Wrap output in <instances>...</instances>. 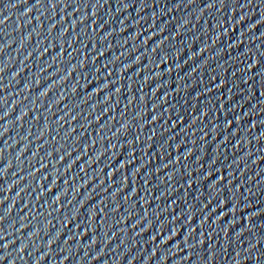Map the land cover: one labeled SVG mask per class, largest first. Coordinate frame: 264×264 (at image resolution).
Returning a JSON list of instances; mask_svg holds the SVG:
<instances>
[{
    "label": "water",
    "instance_id": "water-1",
    "mask_svg": "<svg viewBox=\"0 0 264 264\" xmlns=\"http://www.w3.org/2000/svg\"><path fill=\"white\" fill-rule=\"evenodd\" d=\"M0 20V264H264V0H0Z\"/></svg>",
    "mask_w": 264,
    "mask_h": 264
},
{
    "label": "snow or ice",
    "instance_id": "snow-or-ice-1",
    "mask_svg": "<svg viewBox=\"0 0 264 264\" xmlns=\"http://www.w3.org/2000/svg\"><path fill=\"white\" fill-rule=\"evenodd\" d=\"M189 2L190 3H192V2H194V0H189ZM37 3H40V0H37ZM56 5L55 4H52V7H55ZM65 6H67V5H65ZM124 7H128V5L127 4H125L124 5ZM175 7H179V4H177V5H175ZM206 7L207 8H212V7H214V4H212V3H209V4H207L206 5ZM93 15H95V13H93ZM4 19H7V16H4ZM3 21L2 20H0V23H2ZM185 23H187V21H185ZM53 27H54V25H53ZM137 35H138V33H137ZM160 44L162 45L163 44V41H160ZM159 46V45H158ZM156 48H153L152 49V51L153 52H156ZM41 55H42V53H41ZM98 55H103V53H98ZM117 59H118V57H117ZM139 57H137L136 58V61L135 62H138L139 61ZM170 58L168 57V54H167V52H165L164 53V56L161 58V60H160V63L161 64H163V63H165L167 60H169ZM256 64L258 65L259 64V60H257L256 61ZM132 65L131 64H129V65H126L125 67H131ZM73 67H75V66H73ZM177 67H181V65H177ZM167 71H169V72H171L172 71V69L171 68H168L167 69ZM241 71H246V69H242ZM260 73L261 74H264V68H262L261 70H260ZM157 75H163V73L161 72V73H157ZM148 79V77H145V80H147ZM213 79H215V77H213ZM249 79H251V77H249ZM227 84V81H221V85L220 86H223V85H226ZM109 85L108 84H104L103 85V87H105V88H107ZM75 88H73V92H75ZM206 91H208V89H205ZM97 91H99V89H97ZM120 91V89L119 88H117L116 89V92H119ZM45 92H47V89L45 90ZM43 94V93H42ZM199 95H203V93H197V96H199ZM135 97H133V99H134ZM195 98V97H194ZM106 99H107V97H106ZM130 103H131V100L129 101ZM156 107V105L154 104L153 105V108H155ZM205 108L207 109V106H205ZM205 108H204V110H203V115H207V112H208V110H207V112H205ZM7 114V113H6ZM25 113H21V117H18V119L19 118H22L23 117V115H24ZM139 115H141V116H143V113H139ZM0 118H2V117H0ZM159 118V116L158 115H154V116H152V118H151V120L152 121H155V120H157ZM178 118L179 119H183V117H179V114H178ZM60 120H63L64 119V117L63 116H61L60 118H59ZM73 119H75V117H73ZM97 119H99V117H97ZM240 119H242L241 117H237L236 118V120L237 121H239ZM196 123V118L194 117L193 119H192V121L187 125V127H191L192 126V124H195ZM228 123H231V121H229ZM226 127H227V124L225 125ZM254 126V125H253ZM127 127H128V125L127 124H124V125H122V128L123 129H127ZM5 131H7V129H5ZM73 131H74V129H73ZM43 134V133H42ZM79 137H77V139H78ZM148 139H152V137H148ZM227 139V137H225V140ZM93 143H95V141H93ZM127 143H128V145H134L135 144V139H133V140H129V141H127ZM179 145H180V143H179ZM181 146V145H180ZM111 147H115V145H111ZM176 147H177V145H176ZM3 152V149L2 148H0V153H2ZM191 153V150H189V153H187V154H190ZM129 154H131V153H129ZM186 154V155H187ZM49 155H51V153H49ZM81 155H83V153H81ZM64 157L62 156V157H60V159H63ZM76 159H80V157L79 156H77L76 157ZM177 160H179V157H177L176 158ZM260 159H264V156H262V157H260ZM73 162H75V161H73ZM92 162H94V160L92 161ZM131 161H128V160H125L123 163H121V164H119V168H125L126 167V165L128 164V163H130ZM71 164H69L68 165V167L69 168H71ZM44 167H46L45 165H43V164H41V168H44ZM141 167H143V165H141ZM164 167H167V164H165L164 165ZM39 169H37V171H38ZM83 170V169H82ZM114 171H116V169H113ZM140 171V168H136V169H134L133 170V172H132V176L133 177H135L136 176V174H137V172H139ZM157 171H159V169H157ZM219 171V170H218ZM113 172V171H112ZM112 172H110V173H108V175L109 176H113L112 175ZM171 175V174H170ZM213 175V172L212 171H209V172H207L206 173V176L204 177L205 179H207L208 177H210V176H212ZM73 179H74V177H73ZM124 179H127V177H125ZM224 179V177L223 176H221L220 177V180H223ZM103 180L101 181V184H103ZM191 181H189V183H190ZM219 181H217V180H213V182H212V184L210 185V187H215L216 186V184L218 183ZM65 183H67V181H65ZM229 183H231V181H229ZM125 185H124V180H121V187L120 188H117V192H120L122 189H123V187H124ZM23 190V189H22ZM249 191H251V190H249ZM132 192H135V194H138V192L139 191H137L135 188H132ZM64 195V192H61L59 195H56L55 197H54V200L52 201V203H56V202H58V201H60V199H61V197ZM241 195H243V193H241ZM113 196H115V193L113 194ZM6 199V198H5ZM124 199L125 200H127L128 199V197L127 196H125L124 197ZM229 197H225V199L224 200H222V201H220V203L217 205V207L219 208V207H222V206H227L228 204H229ZM145 202H148L147 200H145ZM3 203V201L2 200H0V204H2ZM101 203H103V201H101ZM239 204V201H236L232 206H231V208L229 209L230 211H232V212H235L236 211V207H237V205ZM51 206H52V204L51 203H49V205H48V207L49 208H51ZM61 207H62V205H61ZM205 207H207V205H205ZM245 207H247V205H245ZM100 212H104V215L105 216H107V212H105V210L103 209V208H100V210H99ZM113 211H115V208L113 209ZM256 213H253V215H255ZM90 215H91V217H95L96 215H97V212H96V209H95V206L92 208V209H90ZM209 216L211 215V213H209L208 214ZM221 216H226L227 214H226V212H224V213H221L220 214ZM73 217H69L68 218V222L70 223L71 222V219H72ZM220 217L218 216L217 217V219H219ZM4 219H5V216L4 215H0V232H3V227H2V224H3V221H4ZM176 219H179V217H177ZM189 219H191V217H189ZM208 219V217H204L203 219H201V221H200V224H201V226H203L204 225V223H205V221ZM247 219H249V220H251V216H249V217H247ZM62 223H63V221H62ZM136 223H140V221L139 220H137V222ZM233 223H236V221H233ZM135 226V225H134ZM21 227H27V225H21ZM143 230V229H142ZM195 231V229H190V231H189V235H191L192 234V232H194ZM175 234V233H174ZM5 235H6V233H5ZM57 235H60V233L58 232L57 233ZM201 235H203V234H201ZM4 239V236L3 235H0V240H3ZM152 239H155V237H152ZM168 239H171V236H169L168 237ZM184 239H185V241H187L188 240V236H185L184 237ZM53 241H55V237H53ZM198 243H200V244H203L204 243V241L203 240H200V241H198ZM257 243H259V240L257 241ZM189 247H194V245H191V244H189L188 245ZM0 247H3V248H7L8 247V244L7 243H4L3 245H0ZM251 247H255V245H252ZM24 249H23V247H21V249H20V251H23ZM211 255H215V253L214 252H212L211 253ZM237 255H239V253H237ZM98 258V257H97ZM5 259H7V256L5 255V256H0V261H3V260H5ZM65 259H67V257H65ZM35 264H39V259L37 260V261H35ZM257 264H259V258H257Z\"/></svg>",
    "mask_w": 264,
    "mask_h": 264
}]
</instances>
